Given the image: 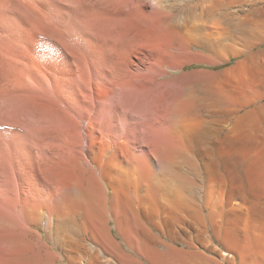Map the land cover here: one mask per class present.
Here are the masks:
<instances>
[{
    "label": "bare ground",
    "instance_id": "1",
    "mask_svg": "<svg viewBox=\"0 0 264 264\" xmlns=\"http://www.w3.org/2000/svg\"><path fill=\"white\" fill-rule=\"evenodd\" d=\"M148 1L144 27L104 0L137 33L120 44L136 64L104 20L89 164H72L52 206L0 207V264H264V0Z\"/></svg>",
    "mask_w": 264,
    "mask_h": 264
},
{
    "label": "rangeland",
    "instance_id": "2",
    "mask_svg": "<svg viewBox=\"0 0 264 264\" xmlns=\"http://www.w3.org/2000/svg\"><path fill=\"white\" fill-rule=\"evenodd\" d=\"M114 1L120 6L111 4L106 10L125 9L135 24L149 26L143 17L154 7L148 0ZM199 1L183 0L177 12ZM104 5V0H0V207L20 209L21 200L35 208L52 206L59 179L74 176L72 164L78 159L89 164L81 145L83 137L99 136V45L106 20L109 31L119 28L112 40L118 52L133 64L137 61L120 47L130 39L137 43V33H124L123 18L107 17L106 11L104 16ZM226 28H220L222 33ZM174 31L182 34L180 28ZM106 81L110 88V79ZM71 128L77 131L75 140ZM89 167L99 185L96 169ZM39 239L51 253L58 252L45 234Z\"/></svg>",
    "mask_w": 264,
    "mask_h": 264
},
{
    "label": "crops",
    "instance_id": "3",
    "mask_svg": "<svg viewBox=\"0 0 264 264\" xmlns=\"http://www.w3.org/2000/svg\"><path fill=\"white\" fill-rule=\"evenodd\" d=\"M116 18H120V17H116ZM122 18V17H121ZM119 34V33H118ZM118 34H116V35H118Z\"/></svg>",
    "mask_w": 264,
    "mask_h": 264
}]
</instances>
